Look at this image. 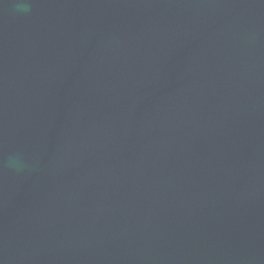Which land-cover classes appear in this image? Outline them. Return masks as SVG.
<instances>
[{
	"label": "water",
	"instance_id": "1",
	"mask_svg": "<svg viewBox=\"0 0 264 264\" xmlns=\"http://www.w3.org/2000/svg\"><path fill=\"white\" fill-rule=\"evenodd\" d=\"M0 264H264V0H0Z\"/></svg>",
	"mask_w": 264,
	"mask_h": 264
},
{
	"label": "clouds",
	"instance_id": "2",
	"mask_svg": "<svg viewBox=\"0 0 264 264\" xmlns=\"http://www.w3.org/2000/svg\"><path fill=\"white\" fill-rule=\"evenodd\" d=\"M19 8L23 11H27V5H25V4L19 5ZM8 166L10 168L20 170L23 165H22V162L20 161V159L18 157H12V158H9V160H8Z\"/></svg>",
	"mask_w": 264,
	"mask_h": 264
}]
</instances>
